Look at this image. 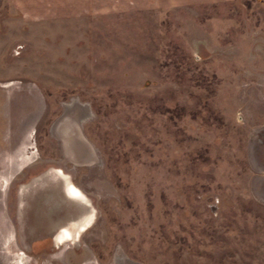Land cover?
I'll use <instances>...</instances> for the list:
<instances>
[{
  "label": "rangeland",
  "instance_id": "rangeland-1",
  "mask_svg": "<svg viewBox=\"0 0 264 264\" xmlns=\"http://www.w3.org/2000/svg\"><path fill=\"white\" fill-rule=\"evenodd\" d=\"M115 1L0 0V264H264V0Z\"/></svg>",
  "mask_w": 264,
  "mask_h": 264
},
{
  "label": "bare ground",
  "instance_id": "bare-ground-1",
  "mask_svg": "<svg viewBox=\"0 0 264 264\" xmlns=\"http://www.w3.org/2000/svg\"><path fill=\"white\" fill-rule=\"evenodd\" d=\"M56 173L61 176L65 181V190L66 194L73 199H76L80 202H88L86 197L82 196V193L79 189H77L70 181V178L67 174H65L62 170L57 169ZM88 206V204L86 205ZM89 207V206H88ZM90 209V208H89ZM90 215L91 209L89 210L88 214H85V218L82 222H72L70 226H63L59 229L57 234L55 235V239L57 243H62L64 241H71L73 239L76 240L77 236L79 235L80 231H83L90 223ZM89 217V218H88ZM88 218V219H87Z\"/></svg>",
  "mask_w": 264,
  "mask_h": 264
},
{
  "label": "crops",
  "instance_id": "crops-1",
  "mask_svg": "<svg viewBox=\"0 0 264 264\" xmlns=\"http://www.w3.org/2000/svg\"><path fill=\"white\" fill-rule=\"evenodd\" d=\"M95 0H83V3L87 7H92V4ZM218 0H117L115 2H118L121 4H127V6H143V7H176V6H184L188 4H194V3H213ZM79 2V0H78ZM125 2V3H123Z\"/></svg>",
  "mask_w": 264,
  "mask_h": 264
},
{
  "label": "water",
  "instance_id": "water-1",
  "mask_svg": "<svg viewBox=\"0 0 264 264\" xmlns=\"http://www.w3.org/2000/svg\"><path fill=\"white\" fill-rule=\"evenodd\" d=\"M63 180V179H62ZM65 181L63 180V187H62V190H63V192H64V194L66 195V196H68L67 194H66V190H65ZM68 198L69 199H73V198H70L69 196H68ZM74 200V199H73Z\"/></svg>",
  "mask_w": 264,
  "mask_h": 264
},
{
  "label": "flooded vegetation",
  "instance_id": "flooded-vegetation-1",
  "mask_svg": "<svg viewBox=\"0 0 264 264\" xmlns=\"http://www.w3.org/2000/svg\"><path fill=\"white\" fill-rule=\"evenodd\" d=\"M81 193H82V192H81ZM82 196H83V197H86L83 193H82Z\"/></svg>",
  "mask_w": 264,
  "mask_h": 264
}]
</instances>
